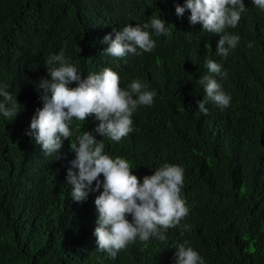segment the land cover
Listing matches in <instances>:
<instances>
[{"label":"trees","instance_id":"16d2710c","mask_svg":"<svg viewBox=\"0 0 264 264\" xmlns=\"http://www.w3.org/2000/svg\"><path fill=\"white\" fill-rule=\"evenodd\" d=\"M183 1L0 0V88L20 103L17 116L0 113V264H175L181 244L204 264H264V10L244 0L241 20L227 29L240 41L223 57L216 54L219 36L192 25L190 10L177 15ZM150 16L166 22L167 35L146 29L155 41L151 52L112 58L122 88L139 80L156 93L151 106L133 113L134 132L115 152L126 155L140 183L165 163L181 166L189 214L166 230L165 241H136L112 259L97 250L94 235L100 192L76 202L66 183L75 158L70 141L55 160L26 133L43 105L37 90L50 79L51 55L63 49L86 78L108 59L106 35L150 23ZM210 37L213 47L196 53ZM207 59L226 73L216 79L231 102L221 109L209 101L205 115L198 102L206 95L199 79ZM80 125L72 141L90 127Z\"/></svg>","mask_w":264,"mask_h":264},{"label":"clouds","instance_id":"9594fccd","mask_svg":"<svg viewBox=\"0 0 264 264\" xmlns=\"http://www.w3.org/2000/svg\"><path fill=\"white\" fill-rule=\"evenodd\" d=\"M252 2L264 10V0ZM182 3H185L183 7L176 6L177 15L183 16L186 9L190 10V23L200 24L199 30L219 36L216 54L227 57L240 41L238 35L228 33L227 29L235 28L241 20L244 0H184ZM101 15L110 18L105 12ZM148 18L150 23L142 26L129 23L122 30L113 29L115 38L111 33L106 35L102 52L108 59L86 78L69 62L63 49L51 55L46 62L50 79L42 78L37 90L43 92V105L36 110L26 133L41 146L45 155L54 156L55 160L62 158L55 154L63 148L64 141H70L75 158L67 169L66 183L71 186L70 194L76 202L86 200L90 191L100 192L95 199L98 218L94 235L97 250L106 252L112 259L136 241L150 242L153 237L165 241L166 230L179 225L189 214L186 201L181 198L184 183L181 166L165 163L140 183L126 155L115 152L116 143H128L134 132L133 113L139 106H151L156 95L139 80L122 88L112 59L151 52L155 41L146 29L151 28L156 35H167L163 19ZM252 46L249 42L248 47ZM210 47H213L212 38L203 39L196 53ZM205 68L207 74L200 77L199 83L206 95L198 102V109L207 115L205 105L209 101L224 109L230 106L231 97L216 79L226 76L221 65L207 59ZM0 97V113L8 118L17 116L20 105L17 98L3 88H0ZM80 122H88L90 127L75 134L72 141L70 138L74 129L81 126ZM73 169H78V174ZM174 260L175 264H204L199 253L188 244L178 246Z\"/></svg>","mask_w":264,"mask_h":264}]
</instances>
